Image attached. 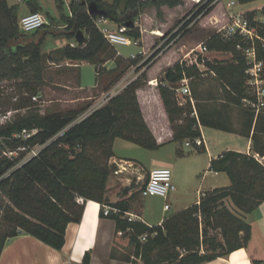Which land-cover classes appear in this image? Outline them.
Wrapping results in <instances>:
<instances>
[{
	"label": "trees",
	"instance_id": "obj_1",
	"mask_svg": "<svg viewBox=\"0 0 264 264\" xmlns=\"http://www.w3.org/2000/svg\"><path fill=\"white\" fill-rule=\"evenodd\" d=\"M36 1L27 3L33 11L31 13L39 11ZM111 1L108 4L105 0H71L70 16L63 18L66 39L75 41L78 31H84L87 35L82 45L75 41L74 47L67 45L62 48L63 58L70 62L85 61L94 65L97 82L105 75L109 78L103 91L115 85L129 67L137 65V60L130 58L129 64L121 68L124 58L118 55L94 26L84 3L94 2L113 24L128 25L127 34L134 39H140L135 22L144 9L155 8L160 17L162 7L172 9L181 5L180 0ZM121 1L123 7L120 10ZM213 1L208 0L202 5L193 19L208 15L214 9ZM237 1L244 5L257 0ZM56 2L60 4L61 0ZM260 14L264 18V7L260 9ZM243 15L248 19L251 29L264 39V25L254 21L255 12H245ZM47 27L45 24L34 33L21 32L18 28V7L10 5L7 0H0V65L9 60L17 63L10 71L19 75L24 71L25 64H38L40 50L34 37L40 33L47 34ZM186 33H182L181 37ZM203 45L209 52L232 55L227 62L198 61L214 73L227 104L247 109L248 131L255 120L251 136L252 151L263 158V163L253 155L231 150L223 152L210 162L209 170L225 173L230 186L205 192L197 203L168 216L161 225L149 227L124 218L129 210L128 202L121 200L111 203L106 197L107 182L114 170L109 161L114 157L113 143L116 139L147 151L157 150L161 146L143 119L136 95V90L146 81L143 69L154 63L160 53L157 52L137 68V72H142L136 79L80 121L74 122L83 110L74 109L44 116L31 114L0 125L3 148L23 145L27 146L28 154L32 148L41 147L35 156L23 163L21 161L26 152H21L18 158H0V190L7 199L0 212V223L4 225L0 232V255L5 243L20 234L31 236L60 251L65 244L67 226L80 222L86 201L101 205V217H104L103 206L119 210L118 214L109 217L115 221L116 231L128 236L133 247V259L143 264H202L247 247L251 226L244 220V215L252 213L264 203V121L261 122L264 116L262 110L255 115L243 104V100H252L253 96L246 85L247 64L242 50L253 46L259 60L264 59V53L260 51V43L256 39L253 44L239 36L223 40L218 33L211 34ZM25 56L30 58L21 64V58ZM108 61L114 62L115 66L111 70H106L104 66ZM202 74L196 64L178 61L165 71L163 79L159 81L158 90L172 130L173 142H192L200 138V125L218 127L215 120L204 121L196 106L198 119L192 117L190 103L180 106L174 92L182 80L187 79L190 86ZM24 88L35 96L36 88L29 82L24 84ZM11 99L0 95V114L9 107L15 110L27 108L26 101L16 100L12 104ZM223 126L219 124L220 128ZM23 130L36 132L24 141L11 139ZM197 150L202 152L203 147ZM177 154L180 155V152L177 151ZM8 171V176L3 177ZM144 235L145 241L140 242L139 238ZM129 262L135 264L133 260ZM83 264H89L87 253L83 257ZM252 264H264V261L254 260Z\"/></svg>",
	"mask_w": 264,
	"mask_h": 264
},
{
	"label": "crops",
	"instance_id": "obj_2",
	"mask_svg": "<svg viewBox=\"0 0 264 264\" xmlns=\"http://www.w3.org/2000/svg\"><path fill=\"white\" fill-rule=\"evenodd\" d=\"M180 1L181 5L177 7L186 6L184 0ZM165 8L162 7L161 10L164 12ZM144 34L142 31L141 46L144 43ZM211 34L203 39L186 40L187 35L182 37L175 46L161 54L154 61L146 72L147 79L145 84L136 90L143 119L156 142L161 145L160 148L170 145L173 142V135L160 98L158 82L163 79L165 71L178 61H184L189 65L196 64L203 74L196 85H188L194 101V107L196 106L204 121L215 120L218 125V127L199 126L203 151L199 152L196 150L193 155L188 156L176 153L167 160L158 158L157 154H153L154 151H151L150 154L148 152L144 154L148 155V157L142 160L141 158H135V155L131 154L143 155L142 152H139L137 146L120 139H116L113 143L114 157L110 159L109 164L114 166V170L107 182L106 197L111 203L121 200L128 202L129 210L126 214L127 217H131L132 222H141L146 226L152 227L161 225L163 220L167 218L162 213V217L157 220L156 224L148 221L152 212L145 206V200L157 197H142L140 194L141 188L148 181L150 171L155 169L148 168V165L162 166L173 170L172 182L175 186V191L172 192L171 196L172 205H175L174 214L197 203L200 196L205 192L230 186V180L225 173H216L209 170L210 162L223 152L231 150L253 155L260 163H263V160L252 151L251 136L254 131L255 120L253 119L251 128L248 131L249 115L243 121L242 116L244 114L242 110L240 111V108L237 113L241 116L237 115L230 119L229 117L231 116L225 114L224 111L228 110V107L225 105L227 103L220 99L219 94L222 91L218 80H215V75L212 71H208L203 63H199V58H194L196 54H201L206 58V54L200 52V45ZM204 60L212 61L209 58ZM86 63L88 62L82 61L73 64L77 68L79 89H96L101 85L96 80V74L94 84L91 87L82 86L81 67ZM160 63L165 64L158 72L152 73L154 67ZM105 66L107 69H111L113 62L108 61ZM135 76L127 73L108 91L103 92L112 95L118 94L122 87L132 81ZM97 102L98 100L94 104ZM153 106L157 109L164 124H159L150 113ZM262 115L264 116V110H262ZM263 118L261 120L262 123L264 121ZM219 124L224 125V128H229L230 131L223 129V127L220 128ZM248 132L249 135H246ZM117 149H120L121 155ZM155 151L157 153L158 150ZM112 174L116 177L123 175L124 178H120L112 184ZM144 176H146V181L140 187L139 194L136 196L129 188L130 183L135 177L137 181H142ZM120 189L123 190V193L119 195ZM191 191L195 192L196 197L194 200L190 201V199H187L186 201L184 197L191 194ZM168 199L169 196L167 197ZM170 209L171 207H169L168 211ZM100 210L101 205L96 202L86 201L84 203L81 220L79 223H71L67 226L65 244L60 251L54 250L25 234L9 239L2 249L0 264H83V257L86 253L89 255V264H131L128 257L130 256V259H133L131 254L133 247L129 243L128 236L117 232L115 221L110 217H101ZM162 210L165 212L164 207ZM244 220L251 226V238L247 247L236 250L225 257L202 264H252L254 260L264 261V203L259 205L252 213L244 215Z\"/></svg>",
	"mask_w": 264,
	"mask_h": 264
},
{
	"label": "rangeland",
	"instance_id": "obj_3",
	"mask_svg": "<svg viewBox=\"0 0 264 264\" xmlns=\"http://www.w3.org/2000/svg\"><path fill=\"white\" fill-rule=\"evenodd\" d=\"M10 5H15L18 7V21L24 15L31 13L28 4L24 2H19L17 0H7ZM71 0H61L60 4L56 2V0H37V6L39 11L36 13H40L46 20V25L48 26L45 30L47 34L43 35L42 33L37 34L34 37V40L37 44H39L40 50V61L36 65H28L25 64L24 71L20 72L19 75L10 71L13 66H17V63L13 61H7L6 64L0 65V95L5 98H12V104L17 100L20 102L26 101L27 108L15 110L12 107H9L5 113L0 115H7L10 113L9 122H14L20 120L21 118H25L31 114L37 116H44L47 114L54 113H64L69 110H83V113L74 121H79L81 117L87 114V111L91 106L95 105L94 103L98 100L101 102L102 98L106 95L103 92L104 85L107 84V76L105 75L100 80V86L96 89H79V81L77 78V68L73 66L76 62H70L63 58L62 48L67 45L74 44V40L66 39L65 37V25L63 23V18L70 16L69 11V3ZM186 2V6H181L177 8H168L166 7L164 12L161 10L162 15L160 17L157 16L156 9L149 7L144 9L140 15L138 16L136 22L138 24V29L140 31V39L142 38V31L144 34V43L142 42L138 46H117L116 51L118 54L123 57V61L121 68L126 67L129 63L128 59L131 56L135 55L137 60V65L131 66L128 68L125 74L130 73L132 76L140 75L141 72H137V68L142 64H145L154 54L160 52L156 59L173 46H175L178 41L182 38L181 34L187 32L184 36L187 35L186 40L191 39H203L205 36H208L211 33H216L218 29L226 25L228 22V16L230 14L237 15L243 14V12H255L256 16L254 19H258L261 17L260 9L264 7V0H257L255 2H251L248 4L241 5L237 0H214L212 5H214V9L206 16H199L196 19L194 18L195 13L204 5L208 0H200L198 3H195L192 0H184ZM191 1V2H190ZM108 4H111V0H105ZM230 2H233L234 5L229 9V12L226 9V5ZM123 7V2H120V10ZM250 10V11H249ZM216 18V19H215ZM217 22V23H216ZM35 32V31H34ZM32 32V33H34ZM87 39V35L84 31H81ZM158 32L159 34H155ZM183 36V37H184ZM142 40V39H141ZM30 42V41H29ZM76 43V42H75ZM204 43V42H203ZM145 50V51H144ZM142 52V53H141ZM141 53V54H139ZM206 58L201 54H196L194 56L195 59H211L218 61H230L232 55L230 53H222V52H209L206 53ZM29 56H25L21 58V64L28 62ZM154 59V61L156 60ZM113 62V61H111ZM152 63V62H150ZM149 63V64H150ZM165 63H160L156 65L152 70V73H156ZM105 66V65H104ZM114 62L113 67L114 68ZM143 69V71L147 72L149 69ZM106 70L107 69L105 66ZM95 66L89 63L83 64L81 67V83L83 87H91L94 84L95 79ZM216 80V77H214ZM147 79V78H146ZM29 82L32 86L36 88L35 96L40 95L41 99L39 102H33L32 97L33 94L27 91L24 88V84ZM198 82H195L193 85H196ZM159 84V82H158ZM109 94V93H108ZM220 99H223L222 93L219 94ZM228 107V110H225V114L230 119L237 115V112L242 110L244 116H242L243 121L247 119L248 112L243 106L235 107L232 105L225 104ZM223 112V111H222ZM153 117L156 118V121L159 124H164L159 116L157 109L153 106L151 107V112ZM221 113V112H219ZM241 116V115H240ZM19 136L18 134H16ZM263 137V135H262ZM264 138V137H263ZM18 140H26L22 138H18ZM185 142L181 143L172 142L170 145L163 146L157 149V153L154 150L153 154H157V157L163 160H167L170 157L174 156L177 153V150L183 156L193 155L197 149L193 145L187 147L185 146ZM136 146V145H135ZM24 147L23 145L18 146L17 148ZM17 148L6 147L7 151H14ZM25 151H20L16 153L15 157L18 158L21 152H26L27 154V146H25ZM139 152L141 154H134L135 158H141L142 160L147 158L151 151H147L137 146ZM120 152V149H117ZM5 149L0 150V158L6 157ZM8 154V153H7ZM121 155V154H120ZM8 158V157H6ZM263 162V161H262ZM148 168H162V166H147ZM173 179V170H170ZM10 171H8L3 177L8 176ZM113 173V172H112ZM112 174L111 183L113 184L118 179H123L124 176L116 177ZM146 181V176L142 179V181H137L135 177L133 181L130 183V190L132 193L139 194L138 191L143 183ZM198 182V181H197ZM194 189V188H192ZM191 190V189H190ZM195 191V190H194ZM194 191H191V194L185 196V200L187 199L194 200L196 194ZM123 193V190L120 189L119 195ZM172 193L166 196V198L162 197H154L147 198L145 200V206L152 212L150 218H148L150 223H155L157 220L162 217V213L164 216L168 217L173 214L175 210V205H172ZM169 199L167 200V197ZM165 199V201H164ZM7 203L6 196L2 190H0V212L2 205ZM164 205L171 207V209L165 210L163 212ZM4 229V225L0 223V232ZM132 254V252H131ZM133 260L135 264H143L140 260Z\"/></svg>",
	"mask_w": 264,
	"mask_h": 264
},
{
	"label": "built area",
	"instance_id": "obj_4",
	"mask_svg": "<svg viewBox=\"0 0 264 264\" xmlns=\"http://www.w3.org/2000/svg\"><path fill=\"white\" fill-rule=\"evenodd\" d=\"M17 1L23 2V0H17ZM192 1L198 3L200 0H192ZM233 5H234L233 2H230L226 5V9H228L227 10L228 12ZM254 21H256L261 25H264V18L262 17L258 19H254ZM93 23L94 26L97 28V30L102 34L106 42L115 49L117 46H138L141 43V39H134L127 34L128 27L126 25H115L109 19L103 16H98L93 18ZM45 24H46V20L40 13H28L27 15H24L19 19L18 28L23 33H32L40 29ZM135 26H138L137 22H135ZM217 33L220 34L223 40H228L234 36H239L245 42H250L253 44V41L256 39L260 43L259 45L260 51L264 53V39L260 38L255 33V31L251 29L248 19L245 18L243 14L242 15L237 14L235 16L230 14L228 16V22L226 23V25L218 29ZM70 46L74 47L75 45L70 44ZM237 49L241 50L240 46H237ZM200 52L201 53L207 52V49L203 44L200 45ZM242 52L246 59V64H247V69L245 71L246 85L253 96L252 100H243V104L246 108L252 110L254 114L257 115L261 110L264 109V59L259 60L256 57V51L253 46L242 50ZM135 57L136 56L133 55L130 58L134 59ZM136 78L137 76H135L132 79V81ZM128 84L122 87L121 91ZM174 92L176 94V98L180 106L184 105L186 102L190 103V106L192 107L191 116L197 120L198 119L197 112L194 107V101L192 99L191 91L188 87V80L187 79L182 80L178 84V87L174 90ZM112 96L114 95L106 94L102 98L101 102L98 101L95 105L91 106L90 109L87 111V114L81 117L80 120L84 119L94 110L103 106ZM40 99H41L40 95L32 97L33 102H39ZM9 115L10 113H8L7 115H0V125L5 124L9 120L8 118L10 117ZM35 132L36 131L23 130L20 134H18L19 136L13 135L11 139H18V138L28 139ZM3 145H4L3 139L0 138L1 149H3L2 147ZM191 145H193L195 149H199L203 147L201 137L195 138L192 142L190 141L185 142V146L189 147ZM40 148H41L40 146L32 148L29 151V153L26 154V156L21 161V163L26 161L28 158L35 156L40 150ZM4 149H5L4 154L6 157H8V159L15 157L16 153L20 151L26 150L25 147L17 148L14 151H7L6 148ZM261 159L263 160V158ZM174 191H175V186L172 182L171 171L168 168L162 167V168H155L150 171L148 181L146 182L144 187L141 188L140 194L142 197L158 196V197L166 198L167 195H169ZM79 202L82 203V200H79ZM164 209L168 210L169 207L165 205ZM102 213L104 217H109L112 214H118L119 210L112 209L107 206H103ZM124 218L132 222L131 217L129 216L127 217L126 213L124 214ZM145 238L146 235L140 237L139 238L140 242H144Z\"/></svg>",
	"mask_w": 264,
	"mask_h": 264
},
{
	"label": "water",
	"instance_id": "obj_5",
	"mask_svg": "<svg viewBox=\"0 0 264 264\" xmlns=\"http://www.w3.org/2000/svg\"><path fill=\"white\" fill-rule=\"evenodd\" d=\"M36 0H23L24 3H30ZM86 8H87V13L92 17H98V16H103L105 17V12L101 9L98 8V6L94 2H88L84 3ZM128 27V25H126ZM75 41L78 45H82L85 41V37L81 31H78L75 35Z\"/></svg>",
	"mask_w": 264,
	"mask_h": 264
},
{
	"label": "bare ground",
	"instance_id": "obj_6",
	"mask_svg": "<svg viewBox=\"0 0 264 264\" xmlns=\"http://www.w3.org/2000/svg\"><path fill=\"white\" fill-rule=\"evenodd\" d=\"M155 34H159V33L155 32Z\"/></svg>",
	"mask_w": 264,
	"mask_h": 264
}]
</instances>
